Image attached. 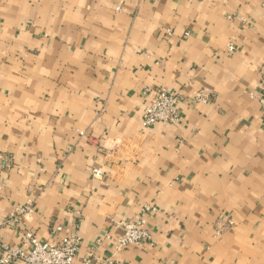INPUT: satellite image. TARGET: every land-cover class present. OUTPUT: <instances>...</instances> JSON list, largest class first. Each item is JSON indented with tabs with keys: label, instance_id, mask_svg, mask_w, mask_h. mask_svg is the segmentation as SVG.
I'll use <instances>...</instances> for the list:
<instances>
[{
	"label": "crops",
	"instance_id": "1",
	"mask_svg": "<svg viewBox=\"0 0 264 264\" xmlns=\"http://www.w3.org/2000/svg\"><path fill=\"white\" fill-rule=\"evenodd\" d=\"M263 75L264 0H0V221L31 202L77 263L264 264ZM145 88L178 124L143 126ZM147 205L153 243L118 251Z\"/></svg>",
	"mask_w": 264,
	"mask_h": 264
},
{
	"label": "built area",
	"instance_id": "2",
	"mask_svg": "<svg viewBox=\"0 0 264 264\" xmlns=\"http://www.w3.org/2000/svg\"><path fill=\"white\" fill-rule=\"evenodd\" d=\"M234 51L233 46H229ZM142 95H150L152 101L144 111L142 121L146 128L155 127L158 124H178L181 120L179 111L180 96L167 88H145ZM264 109V75L261 82V91L257 95ZM208 96L203 92H197L189 99L191 104L208 101ZM91 175L94 179H100L104 173L99 169H93ZM156 205H147L142 208L139 218L132 222H122L124 233L117 240V250L121 251L131 245L144 246L153 243L152 233L149 229V217L157 212ZM35 211V206L28 202L16 207L5 219L0 221V264H113L112 259L100 262L98 251L102 241L98 240L90 251L80 258L78 255L82 243L78 231L57 242H44L29 231L24 220ZM12 228L20 232V242L15 246L7 244L2 236L5 228ZM62 231V226L51 230L53 236Z\"/></svg>",
	"mask_w": 264,
	"mask_h": 264
}]
</instances>
